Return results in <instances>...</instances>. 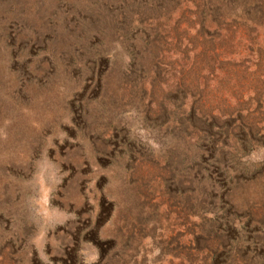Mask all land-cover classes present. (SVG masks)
<instances>
[{
    "label": "rangeland",
    "instance_id": "374dc122",
    "mask_svg": "<svg viewBox=\"0 0 264 264\" xmlns=\"http://www.w3.org/2000/svg\"><path fill=\"white\" fill-rule=\"evenodd\" d=\"M221 2L0 0V264H264V93L204 58ZM225 2L264 73V0Z\"/></svg>",
    "mask_w": 264,
    "mask_h": 264
},
{
    "label": "trees",
    "instance_id": "16d2710c",
    "mask_svg": "<svg viewBox=\"0 0 264 264\" xmlns=\"http://www.w3.org/2000/svg\"><path fill=\"white\" fill-rule=\"evenodd\" d=\"M226 4L227 3L225 2V0H222V2L220 3V7L223 8V13L218 17L217 14H214L212 17L213 19H211L210 21V23L214 24L215 26L213 30L215 36H213V32L208 28H206L204 31L203 35L206 37V39H209L214 44L212 45V47L214 48L208 50L207 52L205 51L206 55L204 56V58H206L207 64H209L212 68V58L209 57L208 54L215 56V54H218L219 52L221 54L218 55L217 61L219 64V76L221 74H229V78L231 80H234V82L237 84V87L244 88V86H251V84L255 86V84H257V86H260V91L264 93V73H261V71L259 70V67L261 66V58L258 57L257 62L253 63V58L246 55V50H248V47L250 45L248 43L247 37H245L244 35V32L235 34L234 31H232V28L235 24L240 25V27L245 26L247 28L249 23L254 24L255 21L253 19H250L248 14L231 15V13L228 12L224 13V8L227 7ZM239 48L240 51H238ZM248 54L252 56V52ZM206 60L203 59V67L205 69H207ZM214 60H217L216 56L214 57ZM254 71H256V73ZM239 84H242L243 86H240ZM192 86L193 92L189 93L188 95L192 100L200 103L202 108H205V105L203 104L205 103V100L201 99L205 96H201V93L198 89V84L195 83ZM203 88L206 90V87ZM203 88L201 90H203ZM195 91L199 92L195 93ZM217 109H219L217 106L212 107L210 109V113L213 114V112H215ZM206 111H208L207 108ZM222 113H224V111L218 112V114ZM228 114L229 112L227 111L225 115Z\"/></svg>",
    "mask_w": 264,
    "mask_h": 264
}]
</instances>
